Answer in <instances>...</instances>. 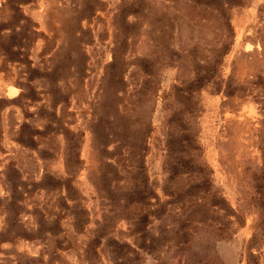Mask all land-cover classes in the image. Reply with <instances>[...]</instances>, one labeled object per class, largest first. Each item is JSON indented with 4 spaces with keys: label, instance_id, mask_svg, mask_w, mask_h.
<instances>
[{
    "label": "rangeland",
    "instance_id": "obj_1",
    "mask_svg": "<svg viewBox=\"0 0 264 264\" xmlns=\"http://www.w3.org/2000/svg\"><path fill=\"white\" fill-rule=\"evenodd\" d=\"M0 264H264V0H0Z\"/></svg>",
    "mask_w": 264,
    "mask_h": 264
},
{
    "label": "bare ground",
    "instance_id": "obj_2",
    "mask_svg": "<svg viewBox=\"0 0 264 264\" xmlns=\"http://www.w3.org/2000/svg\"><path fill=\"white\" fill-rule=\"evenodd\" d=\"M12 90V89H11ZM13 93V91H11Z\"/></svg>",
    "mask_w": 264,
    "mask_h": 264
}]
</instances>
